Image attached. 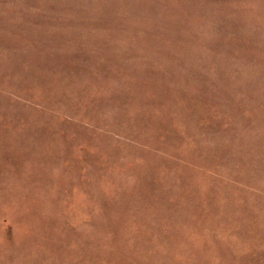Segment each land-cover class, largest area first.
Wrapping results in <instances>:
<instances>
[{
    "label": "rangeland",
    "instance_id": "obj_1",
    "mask_svg": "<svg viewBox=\"0 0 264 264\" xmlns=\"http://www.w3.org/2000/svg\"><path fill=\"white\" fill-rule=\"evenodd\" d=\"M0 264H264V0H0Z\"/></svg>",
    "mask_w": 264,
    "mask_h": 264
}]
</instances>
